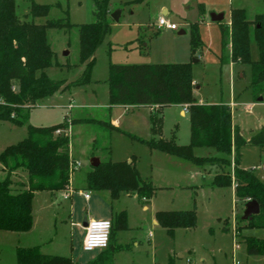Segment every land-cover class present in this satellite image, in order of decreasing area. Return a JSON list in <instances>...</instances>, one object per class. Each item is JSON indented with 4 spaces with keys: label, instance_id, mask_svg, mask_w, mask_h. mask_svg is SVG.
Here are the masks:
<instances>
[{
    "label": "rangeland",
    "instance_id": "374dc122",
    "mask_svg": "<svg viewBox=\"0 0 264 264\" xmlns=\"http://www.w3.org/2000/svg\"><path fill=\"white\" fill-rule=\"evenodd\" d=\"M37 4L52 5L53 8L47 18L37 19V23H45L47 20H67L74 25L72 29H50L48 41L55 53L54 66L47 73L53 80H65L64 85L76 81L85 71V65L79 61V31L78 26L91 24L96 21L94 6L91 0H34ZM132 0H111L112 8L123 9L119 21L112 23L111 34L98 48L95 58V66L92 71V82L84 87H73L64 93H58L40 102L39 107L30 113L28 124L37 127L51 126L65 121L70 125L71 157L74 162L81 164V168H74L72 173L73 185L77 189H84L86 178L91 171V160L96 157L102 161L110 157L113 162H128L134 160L141 172L144 181H150L157 188L156 196L148 203L149 211H142V203L133 197L123 194L119 200L112 201L110 194L90 193L93 197L91 203L82 198L75 199L73 210L71 203L63 200L64 191L57 192L54 199V209L38 214L37 205L40 197H37L35 206L36 233H44L46 240V252L55 255L68 256L76 263H86L99 256L100 250L85 252L83 250V238L85 232L76 223L87 216L90 209L101 212L102 206L98 204V196H107L106 208L125 210L131 213V231H118L116 245H122L121 249L113 253V264H169L170 256H174L176 264H237L246 263V245L244 236L264 237V230H244L243 238L236 236L233 228L236 220L239 224L243 216L245 206L240 205L235 197L232 187H213L212 182L217 173L222 172L218 166H196L192 162H181L180 167L163 166L162 169L152 166L149 149L145 144L133 140L127 134L139 137L143 140L152 139L151 114L149 110L131 111L129 114L123 111L110 109L109 94V66L113 64L132 65L139 61H145L139 53L130 54L131 49L151 50V57L146 59L154 64H173V58L169 52L175 46L173 32L162 31L158 33L154 23L158 18L154 16L152 7L146 4L126 5ZM164 1V0H163ZM243 8L247 10L249 20L259 14H264V0H242ZM173 9L170 20L185 23L179 17L190 21H196L197 16L187 9L180 0H166ZM29 0H18L17 14L24 20V14L28 12ZM156 19V22H155ZM190 32V28L182 26L176 31V37L180 40L190 39V34L178 35L181 30ZM160 31V30H159ZM205 44V43H204ZM148 45V48L144 46ZM206 45V44H205ZM68 53V55H65ZM144 53V52H143ZM220 55L211 50L206 58L199 54L191 58L193 79L200 86L194 92V97L199 101L210 104H235L233 111V124L241 135L249 142L252 137L260 134L264 127V101L254 98L250 90L252 70L249 65L221 64ZM145 56V54H143ZM201 56V61L194 60ZM251 57L253 61L259 59L258 44L252 35ZM178 64V63H177ZM156 114V113H154ZM163 119V137L170 139L176 135V141L180 145L190 142V121L188 117H181L175 108H167L161 114ZM99 120L116 125L121 132L110 131L91 123H78L71 127L74 120ZM111 119V120H110ZM126 133V134H125ZM28 136L27 124L15 125L11 122H0V153L11 145H16ZM94 140L98 141L95 156ZM110 147L109 155L107 148ZM196 157H208L224 155L210 148H195ZM232 166L227 168L233 174ZM240 167L251 170L264 182V146L248 143L240 150ZM5 173L0 172V179ZM14 188L26 183L28 177L25 172L18 171L14 177ZM77 200V201H76ZM60 207V208H59ZM41 209V208H40ZM195 210L197 213V225L194 229H177L174 237L168 235L166 229L155 225L153 216L158 212ZM104 211V210H103ZM101 218V217H100ZM228 219L229 230H223L224 221ZM90 220V216H89ZM243 225V224H241ZM39 234H38V233ZM6 231L0 230V264H16L14 254V240ZM16 234V233H15ZM150 234H153L151 237ZM17 235V234H16ZM130 237L129 239H127ZM40 238V237H36ZM139 241V247H135L132 239ZM127 239V240H126ZM126 243L129 246L126 247ZM179 254L185 256L179 259ZM261 257L251 259V264H261ZM108 264V263H106Z\"/></svg>",
    "mask_w": 264,
    "mask_h": 264
},
{
    "label": "trees",
    "instance_id": "16d2710c",
    "mask_svg": "<svg viewBox=\"0 0 264 264\" xmlns=\"http://www.w3.org/2000/svg\"><path fill=\"white\" fill-rule=\"evenodd\" d=\"M30 1L29 15L22 20L17 14L18 0H0V122L26 125L28 136L16 145H11L0 153V230L24 233L33 227V200L38 192L56 193L67 191L71 180V137L70 125L65 121L56 125L37 127L28 124L30 113L38 104L61 91L73 87H84L92 82V71L96 62V52L112 31L111 0H91L96 21L78 26L79 61L85 65L84 73L69 85L65 80H53L47 71L54 66L55 53L48 41L50 29H72L67 20H47L37 23V19L47 18L52 5ZM144 0H135L142 3ZM206 14L200 5V18ZM202 20L190 24V44L192 58L203 48L199 26ZM223 35L221 64L249 65L252 70L250 90L255 99L264 101V14L253 21L247 17L245 9H233L230 25L219 23ZM159 33H156L158 35ZM254 36L259 49V59L251 57V42ZM229 46L231 48L229 49ZM192 63L185 64H113L109 66V94L111 106H154L159 109L151 118V132L154 137L143 140L127 134L133 140L145 144L150 150L192 162L196 166H218L213 187L227 188L235 185L236 199L242 205L257 201L260 213L252 221L240 223L237 232L243 229L264 230V182L251 171L240 167V150L248 143L264 146V130L248 142L233 124L231 108L224 104H199L194 98ZM172 105L188 108L190 121V143L179 145L176 135L170 139L163 137V119L157 116L162 109ZM91 123L110 131L121 130L110 122L99 120H74ZM60 131V133H57ZM126 134V133H125ZM97 140H94L95 156ZM195 148H210L223 157H196ZM109 155L110 147L107 148ZM233 174L227 168L232 166ZM28 177L26 183L14 188L13 177L18 171ZM87 190L94 193L107 192L113 201L123 194H135L141 203L150 201L157 188L150 181H144L135 162H113L110 157L93 168L86 178ZM158 224L174 237L177 229H194L197 225L195 210L158 212ZM228 220H225L227 223ZM110 245L98 258L88 264H113L114 234L128 230V214L122 211L112 221ZM249 256H264V238L245 237ZM17 264H77L71 257L47 256L40 248L18 249ZM169 264H174L170 260Z\"/></svg>",
    "mask_w": 264,
    "mask_h": 264
},
{
    "label": "crops",
    "instance_id": "0c3cea01",
    "mask_svg": "<svg viewBox=\"0 0 264 264\" xmlns=\"http://www.w3.org/2000/svg\"><path fill=\"white\" fill-rule=\"evenodd\" d=\"M180 1L184 5H188L187 9L193 11V13L196 14V16H197L196 21H190V20H187L184 17H179L181 20H184L185 23H183V24L170 20L169 17L171 16L172 12H174V11L166 3V0H164V1L163 0H144L142 3H135V0H132V1L127 2L126 5H131V4L132 5L133 4H135V5L146 4L148 6L150 5L152 7L153 12L155 13L154 16H156L155 17L156 19L158 18V20H159L160 17H166L170 22L178 24L179 30H180V28L182 26H185L186 28L189 29L191 23H197V22H200L202 20V22H201V24L199 26V32H200L201 40L203 42V48L199 52V54H203V57L207 58L210 55V52L212 50V51L222 55L223 35H222L221 26L219 24L221 22H219V23L212 22L211 18H210V14H212V13L224 14V21H222V23L230 25L232 10L233 9H245V8H243L244 5H242V4H244L243 1L242 0H180ZM200 5H204V7L206 9V14L203 17V19L200 18ZM110 10H111L110 17L112 16L113 13H115L117 11H121V16H122V13H123L122 10L123 9H114V8H112V3H111ZM246 13H247V10H246ZM28 15H29V8H28V12L25 13L24 16H28ZM111 19H112V17H111ZM156 19H155V22H156ZM112 21L114 22L113 19H112ZM250 21H253V20H250ZM153 27H156L158 29L156 23L153 24ZM166 31L173 32V34H172L173 36L172 37L174 39V43L176 42L175 46H173L171 48L170 52H169V56L174 59V61H171V62H174L173 64L189 63L191 58H192L191 44H190L191 38L190 39H184V40L182 39V40H180L178 38H175L176 37V33H175L176 31H172V30H166ZM157 32L159 33V32H162V31L158 30ZM183 32H184V34H182ZM188 33L190 34L189 31L182 29L179 32L178 35H180V36L181 35H187ZM144 47L148 48V45H145ZM230 48H231V46H229V49ZM137 52L139 53V55L141 57L145 58V61H139L138 64H154V63H152L153 61L150 62V61L146 60V59H149V58L146 57L147 54H149V56L151 57V53H150L151 50L149 52H147V50L142 51V50H139V49L135 48V49H131L130 54L137 53ZM143 54H145V56H143ZM221 55H220V57H221ZM196 60H197V62H195V63H199L201 61V56L198 57ZM193 84L195 86V88H194V92H195V90L199 89L200 86L198 85V83L195 80H194ZM58 93H64V91H61V92H58ZM58 93H56L54 96H56ZM48 99L49 98H47V99H45V100H43L41 102H45ZM195 100L199 104H210V103H204L201 100L199 101L197 98H195ZM39 105H40V103L38 104L37 107H39ZM234 105L235 104H231V105H227V106H229L230 108H232V107L235 108L236 106H234ZM167 108H175V109L178 110L179 115L181 117H188L189 118L187 106L172 105V106H168V107L163 108L162 112H164L165 109H167ZM110 109H111V111L113 109L120 110V111H123L124 113L127 112L128 114L131 111L149 110L151 114L152 113L154 114V113H156V111L159 108L158 107H154V106H110ZM232 113H233V111H232ZM66 117H69V116H66ZM79 120H82V119H79ZM110 123H112V121H110ZM114 124L119 125L118 122L115 121V120H114ZM114 124L112 123V125H114ZM116 125H114V126L117 127ZM148 151H149V155H150V158H151V162L153 163L152 164L153 168L155 166L158 169H162L163 166H167V165H168L167 168L168 167H180L182 165L181 162L175 161L176 159L179 160V161H183V160H181V159H179L177 157L170 156V155L164 154V153L156 151V150H150L149 149ZM133 161L134 160H130L129 162L132 163ZM136 167H137V169L140 172V169L138 168L137 165H136ZM91 170H92V168H91ZM140 175H141V172H140ZM86 188H87V185L85 186L84 189H77L76 187H74L73 180H72V175H71L70 185H69L68 190L64 191L63 200L66 201V202H70L71 203L70 206H71L72 210L74 208V204L76 203L75 199L82 198V200H85L87 203H91V201L93 200V197L91 195H90L89 199L85 198L84 194L90 192ZM232 188H233L234 193H235V185L232 186ZM67 193L69 194V199H65V196H66ZM90 193H92V192H90ZM90 193H88V194H90ZM101 193H103V192H101ZM57 194H58L57 192L56 193L38 192V193L35 194V197H34V200H33V205H32V207H33V227H32V229L30 231L24 232V233L6 231V232L9 233L8 235H10L9 236L10 239L15 238V240H14V242H15V244H14V254H15V258H16V264H17V251H18V249H27V248L38 247V248H40L42 254H44V255H47V256H60V255H55L54 253H48V252L45 251L46 250L45 245L48 244V243H50L49 245H51L52 240L51 239H49V240L43 239L44 238V233L40 232V234H39L37 232L39 234V236L38 235L35 236L36 225H37L36 216H35V212H36L35 211V206H36L37 197L39 196L40 199H41L40 203L37 205V208H38V211H39L38 214H42L43 212H45V210L49 211L51 209H54V207H55L54 205H56L55 202H54V199L57 197ZM127 195L128 196H133V197H135L138 200V196L135 195V194H127ZM235 197H236V195H235ZM149 202L150 201L142 203V211L143 212L144 211H149V206H148ZM97 203L102 206L101 207L102 211L96 213V212H94V210L90 209V211L87 212V216L84 218L83 223L81 221L77 222L76 223V227H79V228L81 227V229L85 232L84 221L86 219L88 221H90V220H109V221L112 222L114 220L116 214H118V213H120L122 211H125V210H121V209L115 211L113 207L109 208V210L106 211L107 210L106 208H108V205H107L108 202H107V196H105L104 194H100L98 196V202ZM139 203H141V202L139 201ZM240 205H241V203H240ZM127 214H128V227L129 228H128V230H125V232L131 231V225H130L131 224V220H132L131 213L127 212ZM89 216H90V220H89ZM226 220H228V219H226ZM153 221H154L155 225H159L158 222H157V219H156V213L153 216ZM228 226H230L229 220H228L227 223H225V221H224V226H223L222 229L225 230V231L229 230ZM238 226H239V223L236 220V224H235V226L233 228V231L235 232L236 236H241L242 237L244 230H248V229H243L241 232H237ZM117 232H115V234H114V241H113V246L115 247V250H118V249L122 248V245H116V241H117L116 234H117ZM150 235H151V237H153V234H150ZM36 237H40V238H36ZM245 237H249V236H244V238ZM250 237H252V236H250ZM84 238H85V235H84ZM84 238H83V242H84ZM129 238L130 237H128L127 239H129ZM244 238H243V242H244ZM255 238L262 239L260 237H255ZM131 239H132V243L131 244H133L135 247H139V241H137L136 239L134 240L133 238H131ZM46 242H48V243H46ZM83 242H82V245H83ZM125 245H126V247L129 246L128 243H126ZM101 253H102V251H101ZM100 254H98V255H100ZM62 257H68V256H62ZM254 257H261L262 258L261 264H264V256H250V257L246 258V263H240V262L237 261V264H251V259H253ZM97 258H98V256L92 258L91 260L87 261L86 263H77V264L92 263ZM169 259L173 260L174 264H176V260H174V256H170ZM179 259L184 260L185 256L183 254H179ZM170 260H169V262H170ZM188 261H190V260H188ZM188 261H187V263H188ZM190 264H191V261H190Z\"/></svg>",
    "mask_w": 264,
    "mask_h": 264
},
{
    "label": "built area",
    "instance_id": "2783aa9c",
    "mask_svg": "<svg viewBox=\"0 0 264 264\" xmlns=\"http://www.w3.org/2000/svg\"><path fill=\"white\" fill-rule=\"evenodd\" d=\"M157 27L160 31L164 30H179V26L176 23L170 22L166 17H160L157 23ZM57 133H60L58 131ZM74 168H81V164L74 162L71 163V175ZM86 199L90 198V194H84ZM65 199H69V194L67 193ZM113 224L109 220H90L88 221V226L85 227V238L83 242V250L85 252H93L95 250L103 251L107 249L110 245L111 233ZM190 263V261H188Z\"/></svg>",
    "mask_w": 264,
    "mask_h": 264
},
{
    "label": "water",
    "instance_id": "95a60500",
    "mask_svg": "<svg viewBox=\"0 0 264 264\" xmlns=\"http://www.w3.org/2000/svg\"><path fill=\"white\" fill-rule=\"evenodd\" d=\"M120 16H121V11H117V12L113 13L111 17L114 21L118 22L120 19ZM210 18H211L212 22L219 23V22L224 21V14L212 13V14H210ZM182 34H184V32ZM65 55H68V53H66ZM194 62H197V60L195 59ZM259 101H263V99L260 98ZM262 125L264 127V121L262 122ZM100 163H101V160L99 158L94 157L91 160V166L93 168L99 167ZM259 213H260L259 203L257 201H249L245 205V210H244V213L242 216V220L243 221H252L254 216L258 215ZM87 226H88V220L86 219L84 221V227H87Z\"/></svg>",
    "mask_w": 264,
    "mask_h": 264
}]
</instances>
